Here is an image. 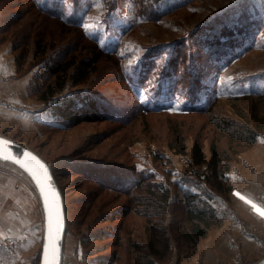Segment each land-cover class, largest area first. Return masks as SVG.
<instances>
[{
	"label": "rangeland",
	"instance_id": "obj_1",
	"mask_svg": "<svg viewBox=\"0 0 264 264\" xmlns=\"http://www.w3.org/2000/svg\"><path fill=\"white\" fill-rule=\"evenodd\" d=\"M116 1L109 8L104 0H80L67 3L63 11L106 51H116L124 71L103 58L86 83L69 84L62 93L91 92L108 113L133 118L124 123L83 122L62 130L44 125L54 118L40 98L47 79L36 73L46 62L36 56L37 32L44 29L52 35L49 43L55 46L48 49V57L61 58L64 49L93 42L75 27L68 38H60L57 20H41L35 10L26 9L28 0H0V48L8 52L2 62L14 69L7 93L14 92L16 98L18 93L17 109L28 111V118L5 120L0 133L25 142L56 168L67 207L64 251L69 264H143V257L150 255L149 226L170 242L164 256L151 254L156 264H229L258 258L264 253V98L241 99L234 104L240 114L228 99L214 106L221 120L233 119L262 132L254 143L236 140L233 129L220 131L207 113L172 116L182 122L189 151L200 137L209 157L210 142L217 139L219 150L232 157L220 165L227 176L224 190L197 181L194 172L199 168L192 166L190 155L169 149L171 114L147 115V128L138 113L145 107L179 111L205 106L214 95L264 93V0H238L224 14L221 8L234 0ZM216 16L222 19L213 24ZM85 162L93 165H76ZM102 164L120 170L126 178L122 186L136 173L170 185L169 204L163 206L147 192L150 182L132 195L121 193L100 170ZM88 166L91 172L85 170ZM115 177L120 184L122 177ZM182 188L202 195L219 219L194 244L180 236ZM43 227L34 182L21 167L0 159V264H39ZM132 242L142 248L135 252Z\"/></svg>",
	"mask_w": 264,
	"mask_h": 264
},
{
	"label": "trees",
	"instance_id": "obj_2",
	"mask_svg": "<svg viewBox=\"0 0 264 264\" xmlns=\"http://www.w3.org/2000/svg\"><path fill=\"white\" fill-rule=\"evenodd\" d=\"M28 1L30 5L26 9L35 10L36 15L39 16L41 20L46 21L47 18L57 20L55 23L57 26H61L62 28V30L59 31L60 38H63V36L69 37V34L72 32L71 28L75 27L81 30V33L85 38L93 42L89 43V45L81 44L80 48L70 47V51L68 48H66L64 49L65 52L61 55V58H55L51 55L48 57V49L55 46L53 43H49L50 41L48 38H51L52 35L49 36L46 34L47 32L44 29H40L41 31L39 30L37 32V40L35 43L36 56L39 58V61L46 60V62L39 68V70L36 71V73L39 72V77L44 76L45 80L47 79V85L41 91L40 98L47 102V105H50L51 116L54 118L53 123H44V125L50 128L63 130L72 125L83 122H101L112 120L124 123L131 120L133 117L119 118L115 115V113H108L105 103L102 102L98 97H95V95L91 92L82 93L79 91H73L71 93H62L66 87L69 86V84L74 87L86 83L89 80L91 74L98 70L99 62L103 58L112 60L114 65L119 64V68H117V70L119 69L124 71L121 58L116 51H106L104 47L100 46L95 39L90 37L86 32H83L81 29L82 27L71 17H69L67 12L64 13L63 10L67 3L78 4L80 0H53L52 3L47 2V4L43 3L42 0ZM104 2H106V6L109 8H112L118 3L116 0H104ZM228 11L229 10L224 12L220 11V13L224 14ZM156 14L162 15L163 13L156 12ZM221 19V17L216 16L214 20L210 21L215 24V22L220 21ZM222 23L223 27L226 26V19L223 20ZM54 39L56 40V38ZM209 40L212 41L214 39L209 38ZM183 54H186V51ZM114 56L117 59H114ZM175 58L176 57L170 59L171 65L175 64V61H177ZM251 96L264 98V93H259L257 95L250 93H244L242 95H214L210 98L209 102L205 106L193 107L188 110L179 111L169 110L167 108L150 109L145 107L141 108L140 113L138 114H143L141 120H144L143 125L147 128L149 125V121H147V115L151 113L171 114V118L169 119L171 125L169 127V138L167 142L169 149L175 153L190 155L192 166L199 168L196 170V172H194L196 173L195 175H197L195 176L197 181H202L205 184H211L215 186L219 190H224L223 181L227 179V176L221 169L220 165H224L227 160H230L232 157L226 152L219 150V142L217 139H213L210 142L209 157L205 149L204 140L200 137L194 141L192 150L189 151L187 135L182 122L180 119L174 118L172 116L201 112L207 113L211 117V123L214 124V126L220 131H225L224 129H233V134L238 137L236 140L254 143L256 142L258 135L262 132L233 119L221 120L214 111V106L219 100L228 99L229 104H231V106L233 105L234 110L239 113L240 109H238V107L236 108L234 104L237 105L245 98H252ZM53 98L54 101L52 100ZM235 142L237 143L238 141ZM41 155L47 159L43 154ZM158 158L160 157L156 155L155 159L158 160ZM91 163L85 162L84 164L81 163L76 165H93ZM203 165L206 166L204 171L201 170V166ZM88 167L85 170L87 172H91L93 167H89L90 169H88ZM100 167V170L104 172V174H109L108 180L111 179V183H113L111 186H116V188L119 189L121 193H124L125 195H132L134 194V191H137L140 187H142L144 182H150L151 184H148L147 192L154 196L158 203L162 204L163 206H167L169 204L173 191L170 185L153 182L151 180V175L139 176L138 173H136L133 174L131 178H127V182L124 187L121 184L123 180H126V178L123 174H120V170L108 169V167L103 166V164ZM52 168L56 177V168L53 165ZM115 176L122 177L120 179V184ZM100 177L98 179H101ZM180 191L181 198L184 202V220L181 225L180 236H182L183 240L186 242L194 244L198 241V239L206 237L208 230L217 225L219 223V219L215 209L208 201H206V199L202 197V195L184 188H182ZM123 211L125 212L126 209H123ZM149 229L151 230L148 240V253H150V255L143 257L146 260L143 261V264H156L155 259H153L151 254L157 255L159 257L164 256V253L170 247V242L165 235L160 234L157 231L153 232L150 226ZM131 244L132 250L135 252L142 248L139 243L132 242ZM134 254L133 259L135 257ZM140 258L137 257L136 260L139 261Z\"/></svg>",
	"mask_w": 264,
	"mask_h": 264
},
{
	"label": "water",
	"instance_id": "obj_3",
	"mask_svg": "<svg viewBox=\"0 0 264 264\" xmlns=\"http://www.w3.org/2000/svg\"><path fill=\"white\" fill-rule=\"evenodd\" d=\"M0 140L9 142L0 144V159L12 162L21 167L30 176L39 192L43 207L44 224L39 264H60L67 230V212L64 194L53 172L52 164L41 153L21 140L2 133H0ZM25 153L28 155H25ZM4 157H7V159H4ZM17 159H20V164L15 163ZM40 164L45 166L44 169H41ZM42 186L44 191L41 190ZM45 193H47L48 197L47 203ZM54 194L58 196L59 200V226H57L54 212L50 219L49 209L53 204ZM255 264H264V256L259 258Z\"/></svg>",
	"mask_w": 264,
	"mask_h": 264
},
{
	"label": "crops",
	"instance_id": "obj_4",
	"mask_svg": "<svg viewBox=\"0 0 264 264\" xmlns=\"http://www.w3.org/2000/svg\"><path fill=\"white\" fill-rule=\"evenodd\" d=\"M5 54L7 56L8 52L6 51L5 53H3L2 49L0 48V98L4 99L8 103H10V106H7L6 104L0 103V126L6 125L5 120L8 123H12L13 120H14V122H16V120H18L17 117H19V116L28 118L27 117L28 111H26V109L25 110L17 109V107L20 106L19 105V103H20L19 101H21V99L19 98L20 95L17 93V96H19L18 97L19 100L17 101L16 99H18V98H16L15 96L13 97L14 92H11V93L8 92L7 93V91H9V88H8L9 83L8 82L10 81L11 78H13L12 73H13L14 69H12L11 65H9L8 63L5 64L2 62V60L4 61L3 57L5 56ZM23 119L24 118H21L20 120L23 121ZM262 227H263V225L259 228H262ZM263 229H264V227H263ZM223 247L225 248V245ZM263 254L256 256V257H258L256 259L261 258Z\"/></svg>",
	"mask_w": 264,
	"mask_h": 264
},
{
	"label": "built area",
	"instance_id": "obj_5",
	"mask_svg": "<svg viewBox=\"0 0 264 264\" xmlns=\"http://www.w3.org/2000/svg\"><path fill=\"white\" fill-rule=\"evenodd\" d=\"M238 4H239L238 0L231 1L230 3H227L224 7H222L221 11H226L234 6L236 7ZM0 103L10 106V103H8L6 100L2 98H0ZM257 260L258 259H253V260L240 259L234 262H230L229 264H255ZM60 264H69L68 257L65 251H63Z\"/></svg>",
	"mask_w": 264,
	"mask_h": 264
},
{
	"label": "snow or ice",
	"instance_id": "obj_6",
	"mask_svg": "<svg viewBox=\"0 0 264 264\" xmlns=\"http://www.w3.org/2000/svg\"><path fill=\"white\" fill-rule=\"evenodd\" d=\"M4 143H9V142L4 141V140H0V144H4ZM25 155H28V154L25 153ZM4 159H7V157H4ZM33 159H34V157H33ZM15 163L20 164V163H21L20 159L15 160ZM37 163H39V162L37 161ZM21 166H23V165H21ZM40 167H41V169H44L45 166L42 165V164H40ZM41 190L44 191L43 186H42V189H41ZM237 195H239V194H237ZM45 200H46V203H47V200H48L47 193H45ZM252 206H253L254 208L256 207L255 204H253ZM257 210L259 211V209H257ZM49 211H50V219H51V215H52V213H53V212L55 213L56 221H57V226H59V223H60L59 200H58V196H55V194H54V201H53V204H52V206L50 207ZM261 215H264V212H261ZM54 259H55V258H54Z\"/></svg>",
	"mask_w": 264,
	"mask_h": 264
}]
</instances>
